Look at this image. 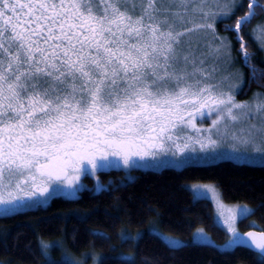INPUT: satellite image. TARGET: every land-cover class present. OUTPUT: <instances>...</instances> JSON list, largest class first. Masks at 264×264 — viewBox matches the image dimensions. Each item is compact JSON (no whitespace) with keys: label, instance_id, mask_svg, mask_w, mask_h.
<instances>
[{"label":"snow or ice","instance_id":"1","mask_svg":"<svg viewBox=\"0 0 264 264\" xmlns=\"http://www.w3.org/2000/svg\"><path fill=\"white\" fill-rule=\"evenodd\" d=\"M237 7L235 0H0V216L39 205L35 198L60 186L75 188L87 166L95 171L109 157L129 165L223 140L264 153V93L241 102L235 92L246 81L226 90L229 76L212 82L229 55L215 23ZM257 7L264 9L248 3L237 33ZM241 51L248 64L242 42ZM248 66L252 79H264ZM248 237L264 251V233Z\"/></svg>","mask_w":264,"mask_h":264},{"label":"trees","instance_id":"2","mask_svg":"<svg viewBox=\"0 0 264 264\" xmlns=\"http://www.w3.org/2000/svg\"><path fill=\"white\" fill-rule=\"evenodd\" d=\"M248 3L242 0L243 7L217 22V29L232 42L246 81L240 97L257 87L264 89V79H252L248 66L264 71L263 52L251 30L264 18V9L257 7L239 33L234 30L236 21L249 11ZM258 3L264 5V0ZM241 42L250 57L248 64ZM97 177L105 184L100 190L86 187L75 197L55 195L45 205L0 216V264H71L58 257L51 259L46 248L43 251L41 239L55 238H62L77 254L91 247L100 250L101 264H264L261 254L240 244L231 249L207 243L172 246L148 231L137 240L119 241L122 229L134 230L151 221L179 235L204 226L218 240L225 239L227 232L214 222L213 202L194 195L189 183L195 181L214 182L226 201L252 205V213L239 221L242 232L253 228L252 218L264 227V164L223 159L158 169L112 167L99 170ZM85 180L92 186L96 182L92 175ZM120 249L132 252L133 257L117 255Z\"/></svg>","mask_w":264,"mask_h":264},{"label":"rangeland","instance_id":"3","mask_svg":"<svg viewBox=\"0 0 264 264\" xmlns=\"http://www.w3.org/2000/svg\"><path fill=\"white\" fill-rule=\"evenodd\" d=\"M235 2L239 4L242 3V0H235ZM218 21L219 19L215 23L216 34L217 36L223 38L224 44L227 45L225 51L228 52L229 55L225 56L224 59L221 60L219 64V71L216 73L215 79L212 82L219 81L223 77L229 76L230 77L229 80L224 81L223 84V87L226 90L229 84H240V81L244 80V75L237 62V58L236 55L234 54L232 42L230 38L226 34H222L217 29ZM249 28H247V31ZM251 30L253 37L256 39L257 43L259 44L263 52V59H264V39L258 38L264 36V18L257 21V23L254 24ZM216 43L219 44L220 41L218 40L216 41ZM225 60L230 61V65L228 63H225ZM242 90H243V86H242ZM242 90H237L235 92L237 101H241V102L248 101L253 98L254 94L259 95L261 93H264V89L257 87L253 89L251 92L245 93L243 97H240V92ZM196 124L199 127L206 128L211 124V119H204V120L197 119ZM192 135H195V133H192ZM223 159H231L237 162L264 164V153L256 152L254 150L253 145H245L240 143H234L231 140H223L220 142L218 147L208 148L204 151H201L199 149V146L197 145L196 151L187 152L183 156L179 154L176 156L169 154L167 157L158 156L155 159L151 157L146 158L144 160H140L139 158H136L134 162L129 165H125L123 163L122 158L120 157H109V161L105 162L103 167L97 168L95 171H92L91 167L87 166L89 168V171L80 173V179L75 188L60 186V190L57 191L55 194L52 195L46 194L44 197H39L35 199H39L43 201V203L39 205H45L55 195L75 197L79 195L81 189L86 187H93L96 190H100L103 186H105V184L101 183L97 177V173L101 169L116 167V168H125L126 170H132L133 166H138L139 168H143V169H147V168L158 169V168H163L165 166L182 167L189 163H210ZM160 161H163V163H160ZM179 161H183V162L179 163ZM87 175H92L96 178V182L93 186L85 180ZM189 185L196 197L208 198L213 202L214 222L219 226L223 227L227 232V236L225 239L218 240L216 236L214 237V235L210 231H208L204 226H198L189 234L179 235V234H173L167 232L166 230L160 228L158 223H156L155 221H151L147 226L139 227L134 230L122 229L120 231L119 241L122 242L127 239L137 240L143 233L148 231L159 234L168 244L172 246H180L187 243H207V244L215 245L220 249H231L236 245L240 244L241 235L243 232L239 227V221L241 218L246 217L241 215V209L246 207L248 209L253 210L252 205L245 202L226 201L223 198L220 187L214 182L195 181V182H190ZM203 186H209V188H205ZM210 189H214V192L211 191ZM39 205H33L31 207H25L22 209L33 208ZM229 210H231V215ZM250 214H248L247 216H249ZM230 223H231V227L235 229V233L229 230ZM250 226H252L257 230L264 231V227L260 225L254 218L250 220ZM41 240H42L41 244L43 251L47 249L46 252L52 254L51 259L53 258L56 259L58 257L61 260H65L71 264H101L103 254L100 250L96 248L91 247L84 250L80 254H77L72 252L68 248L66 242L64 243L62 242V238L41 239ZM115 253L125 258L133 257L132 252L124 251L122 249H120ZM45 257L47 258L46 254ZM240 264H245V263H240Z\"/></svg>","mask_w":264,"mask_h":264},{"label":"water","instance_id":"4","mask_svg":"<svg viewBox=\"0 0 264 264\" xmlns=\"http://www.w3.org/2000/svg\"><path fill=\"white\" fill-rule=\"evenodd\" d=\"M256 233L257 235H259L260 233H264V231L261 230H257L255 228H251L249 230H247L246 232H244L241 235V242L240 245H242L243 247L249 248L251 250H253L254 252H257L259 254H261L264 257V251L257 249L251 242L250 238L248 237V233Z\"/></svg>","mask_w":264,"mask_h":264},{"label":"flooded vegetation","instance_id":"5","mask_svg":"<svg viewBox=\"0 0 264 264\" xmlns=\"http://www.w3.org/2000/svg\"><path fill=\"white\" fill-rule=\"evenodd\" d=\"M136 168H139L138 166H133L132 169H136Z\"/></svg>","mask_w":264,"mask_h":264}]
</instances>
